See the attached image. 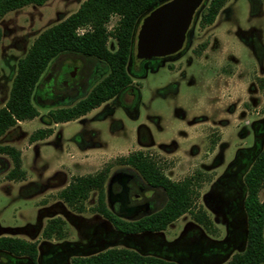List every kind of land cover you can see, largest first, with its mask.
<instances>
[{
    "label": "rangeland",
    "instance_id": "1",
    "mask_svg": "<svg viewBox=\"0 0 264 264\" xmlns=\"http://www.w3.org/2000/svg\"><path fill=\"white\" fill-rule=\"evenodd\" d=\"M84 1L48 0L0 19V108L17 61L43 31ZM199 20L198 14L182 54L143 63L135 59L139 20L127 64L132 84L65 124L46 122L48 112L84 98L108 69L80 54L62 53L51 60L32 94L39 115L0 138V146L20 152L24 171L23 179L9 180L12 161L0 155V236L35 243L37 255L32 263L0 252V264H70L111 248L178 264H225L244 250L243 178L264 146V0H227L213 24L201 27ZM117 21L111 17L107 30ZM107 48L115 51L113 39ZM48 128V138L30 141L35 131ZM137 151L172 181L199 174L194 211H204L213 232L184 214L162 232L123 234L96 212V192L89 193L82 210L60 199L74 178L106 170L105 204L111 214L134 221L156 212L165 204L163 191L150 188L134 169L118 162ZM125 177L124 192L117 181ZM259 200L264 201V184ZM55 220L62 222L59 230L45 236Z\"/></svg>",
    "mask_w": 264,
    "mask_h": 264
},
{
    "label": "trees",
    "instance_id": "2",
    "mask_svg": "<svg viewBox=\"0 0 264 264\" xmlns=\"http://www.w3.org/2000/svg\"><path fill=\"white\" fill-rule=\"evenodd\" d=\"M48 0H0V19L7 13L33 5L42 6ZM167 0H85L78 10L62 22L43 31L32 43L26 54L17 61L16 72L9 96L0 108V138L17 123L36 118L39 113L32 104V94L48 64L62 53L80 54L94 58L107 66V74L94 85L88 94L69 107L50 110L46 122L57 125L75 121L102 104L112 100L127 89L132 80L127 72L135 26L143 16ZM227 0H209L199 10V25L210 26ZM118 21L112 31L106 25L111 17ZM82 30V32H79ZM116 44L115 51L107 48L108 39ZM1 39V31H0ZM52 129L35 131L30 141L44 140ZM0 155L11 159L13 168L9 180H21L20 152L10 146H0ZM119 164L134 169L143 182L163 191L165 204L154 213L134 221H123L108 211L105 204L104 184L106 170L94 175L76 177L64 188L59 197L68 206L83 209L89 193L96 192V212L107 219L123 234L158 233L184 214L206 231L213 232V225L204 211L195 209L199 174L175 182L167 178L155 162L144 152L137 151L121 157ZM246 195L243 208L246 215V243L241 253L234 254L225 264H264V201L259 192L264 184V146L258 152L243 178ZM62 222L55 220L44 232L45 236L59 230ZM0 252L29 258L35 262L36 244L18 238L0 236ZM70 264H178L156 256L142 255L133 250L111 248L95 255L76 257Z\"/></svg>",
    "mask_w": 264,
    "mask_h": 264
},
{
    "label": "water",
    "instance_id": "3",
    "mask_svg": "<svg viewBox=\"0 0 264 264\" xmlns=\"http://www.w3.org/2000/svg\"><path fill=\"white\" fill-rule=\"evenodd\" d=\"M207 0H167L141 18L136 35V61L178 54L188 42L190 27ZM70 75L62 82L65 86Z\"/></svg>",
    "mask_w": 264,
    "mask_h": 264
},
{
    "label": "flooded vegetation",
    "instance_id": "4",
    "mask_svg": "<svg viewBox=\"0 0 264 264\" xmlns=\"http://www.w3.org/2000/svg\"><path fill=\"white\" fill-rule=\"evenodd\" d=\"M185 47H187L186 46V44H185ZM186 49H182L178 54H175V55H172V56H169V57H165V58H160L159 60H164V59H168V58H174V57H178L180 54H182L184 51H185ZM154 60V59H153ZM138 62H147V61H138ZM67 77V76H66ZM65 79V78H64ZM129 181V177H125V178H122V179H120V180H118L117 182V184H122L121 186L124 188V192H125V190H127V186L125 187V183L126 182H128ZM114 183H116V181L114 182ZM151 188V187H150ZM153 189V188H152Z\"/></svg>",
    "mask_w": 264,
    "mask_h": 264
}]
</instances>
